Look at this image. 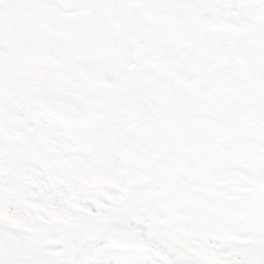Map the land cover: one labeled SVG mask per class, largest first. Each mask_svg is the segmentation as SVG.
<instances>
[{"label":"snow or ice","instance_id":"obj_1","mask_svg":"<svg viewBox=\"0 0 264 264\" xmlns=\"http://www.w3.org/2000/svg\"><path fill=\"white\" fill-rule=\"evenodd\" d=\"M0 264H264V0H0Z\"/></svg>","mask_w":264,"mask_h":264}]
</instances>
